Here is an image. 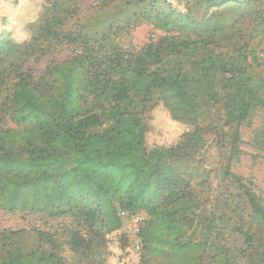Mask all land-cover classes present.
<instances>
[{"label": "rangeland", "instance_id": "1", "mask_svg": "<svg viewBox=\"0 0 264 264\" xmlns=\"http://www.w3.org/2000/svg\"><path fill=\"white\" fill-rule=\"evenodd\" d=\"M45 1L0 0V38L8 36L17 43H29L32 27L39 23ZM169 1L182 9L187 0ZM225 1L190 0L188 12L193 22L190 28H184L177 21L174 24L168 21L162 1L60 0L68 9L60 28L62 40L41 38L0 62L7 63L9 73L4 80L0 78V103H6L0 110V133L5 134L9 129L13 135H23L31 131L32 125L14 122L8 98L11 83L19 72L39 79L49 64L80 53L103 59L101 69L108 71L111 47L118 48L126 57L139 53L148 42L164 35H180L185 40L208 36L199 49L173 58L179 56L182 72H194L193 85L202 96L196 100V115L204 127L205 141L192 156L166 161L176 177L174 190L181 191L184 198L169 204L163 196L165 190L151 198L149 210H138L121 220L116 232L125 239L131 264L138 254L148 264H264V224L234 180L221 173L228 165L232 174L245 183L251 182V190L264 207V142L260 141L264 135V0H249L239 7ZM206 2L210 3L208 8L204 6ZM70 34L77 37L75 44L68 43ZM208 56L228 64H240L252 77L251 85L261 101L240 123L233 118L236 107L227 98L226 90L217 87V97L207 96L200 80V63ZM82 79L88 82L83 76ZM45 80L54 86L58 81L47 75ZM131 95L133 102L129 108L146 122L148 147L171 146L179 141L181 134L192 131L190 122L171 116L157 94L149 102L143 101L140 95ZM91 98L92 95L87 102ZM85 100H81L82 107H86ZM107 105V100L100 99L92 102L90 109L100 111ZM236 130L238 140L234 142ZM183 201L194 204L185 212V217L166 215L165 208ZM117 204L113 198L111 206L116 208ZM86 207L83 202L75 201L66 215L48 217L42 211L29 212L25 208L9 211L0 206V261L18 251L27 259L47 255L52 238L66 264L98 262V255L105 249L102 247L97 253L99 240L92 233L97 229L106 231V220L116 221L117 217L107 205L95 210L93 223L88 225L80 215ZM75 233L88 241L77 249L70 246ZM39 236L45 238L40 240ZM109 238L105 251L107 264H118V255L122 252L115 236Z\"/></svg>", "mask_w": 264, "mask_h": 264}, {"label": "trees", "instance_id": "2", "mask_svg": "<svg viewBox=\"0 0 264 264\" xmlns=\"http://www.w3.org/2000/svg\"><path fill=\"white\" fill-rule=\"evenodd\" d=\"M151 1H162L170 23L177 21L184 28L191 27L190 0L183 3L182 9L169 0ZM247 1L226 0L224 3L239 7ZM204 6L208 8L210 3ZM65 7L60 0H46L39 23L32 27L29 43H17L8 36L0 38V62L12 53L26 50L41 38L61 41L60 28L68 12ZM205 38L185 40L180 35H164L148 42L139 53L126 57L118 48L111 47L108 71L101 69L103 59L80 53L49 64L39 79L19 72L11 83L8 97L12 118L18 124H31L32 129L23 135H13L9 129L5 134L0 133V206L9 211L25 208L29 212L42 211L48 217H60L71 210L75 201H81L88 207L80 215L85 223L92 225L95 210L109 205L117 220H106V231H93L92 236L99 240L97 253L102 247L106 251V242L114 235L122 252L118 255V264H131L125 239L116 232L123 219L119 212L124 210L131 215L138 210H149L151 198L165 190L163 196L169 204L184 198L181 191L174 190L176 177L166 161L192 156L205 141L204 127L196 115V100L202 96L195 91L194 72H182L178 60L182 52L187 56L204 45ZM67 41L75 44L77 37L70 34ZM3 64H0V68L4 67L0 71L2 80L9 75L7 63ZM200 74L210 98L218 96L217 87L226 90L227 98L236 107L233 118L237 123L249 117L261 101L251 85V75L240 64H228L223 59L208 56L200 63ZM46 75L47 78L54 76L57 85L48 84ZM131 93L140 95L145 102L157 94L171 116L190 122L192 131L181 134L179 141L171 146L148 147L146 122L129 108L133 102ZM90 95L92 98L87 102ZM84 99L86 107L81 106ZM100 99L107 100L108 105L102 106L100 111H92L90 104ZM5 105L2 101L0 110ZM237 140L236 130L233 141ZM260 141L264 142V135L260 136ZM221 173L234 180L264 224V207L251 190L252 183H245L232 174L228 165ZM113 198L118 201L116 208L111 206ZM193 207V203L183 201L165 208L164 212L170 217L183 218ZM40 232L37 230L42 234ZM85 241L75 233L70 246L77 249L88 242ZM49 243L51 249L47 255L27 259L18 251L2 258L0 264H66L56 250L54 239L50 238ZM105 251L94 264H107ZM134 262L148 264L141 254Z\"/></svg>", "mask_w": 264, "mask_h": 264}, {"label": "built area", "instance_id": "3", "mask_svg": "<svg viewBox=\"0 0 264 264\" xmlns=\"http://www.w3.org/2000/svg\"><path fill=\"white\" fill-rule=\"evenodd\" d=\"M119 215H120L122 218H126V217L128 216V213H127L126 211H124V210H121V211L119 212Z\"/></svg>", "mask_w": 264, "mask_h": 264}]
</instances>
